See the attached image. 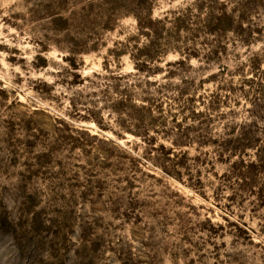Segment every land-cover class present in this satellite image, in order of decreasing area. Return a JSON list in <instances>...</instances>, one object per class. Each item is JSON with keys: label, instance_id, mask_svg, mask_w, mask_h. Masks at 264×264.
<instances>
[{"label": "rangeland", "instance_id": "1", "mask_svg": "<svg viewBox=\"0 0 264 264\" xmlns=\"http://www.w3.org/2000/svg\"><path fill=\"white\" fill-rule=\"evenodd\" d=\"M0 264H264V0H0Z\"/></svg>", "mask_w": 264, "mask_h": 264}]
</instances>
